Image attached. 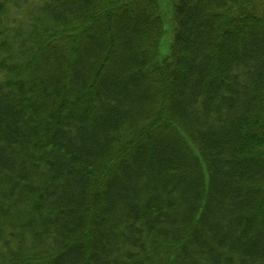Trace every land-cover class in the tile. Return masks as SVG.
Returning a JSON list of instances; mask_svg holds the SVG:
<instances>
[{
    "label": "trees",
    "instance_id": "trees-1",
    "mask_svg": "<svg viewBox=\"0 0 264 264\" xmlns=\"http://www.w3.org/2000/svg\"><path fill=\"white\" fill-rule=\"evenodd\" d=\"M0 264H264V0H0Z\"/></svg>",
    "mask_w": 264,
    "mask_h": 264
},
{
    "label": "rangeland",
    "instance_id": "rangeland-1",
    "mask_svg": "<svg viewBox=\"0 0 264 264\" xmlns=\"http://www.w3.org/2000/svg\"><path fill=\"white\" fill-rule=\"evenodd\" d=\"M163 52H165V50H163Z\"/></svg>",
    "mask_w": 264,
    "mask_h": 264
}]
</instances>
